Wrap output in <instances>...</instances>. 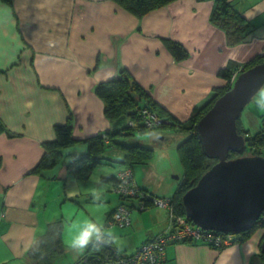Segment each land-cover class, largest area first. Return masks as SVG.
<instances>
[{
    "label": "crops",
    "instance_id": "0c3cea01",
    "mask_svg": "<svg viewBox=\"0 0 264 264\" xmlns=\"http://www.w3.org/2000/svg\"><path fill=\"white\" fill-rule=\"evenodd\" d=\"M213 2L175 0L136 18L112 0H13L12 5L0 0V264H82L97 233L83 250L72 251L71 242L88 222L111 236L121 253H133L147 238L166 230L165 210L153 208L137 216L149 215L150 222L140 224L133 216L128 242L115 244L112 228L106 227L111 225L107 213L115 207L113 187L100 181L114 167H98L90 177L94 186H80L64 164L40 175L30 170L42 155V142L54 139V126L69 115L77 140L72 152L85 150L79 140L112 127L94 89L122 69L172 116L186 120L221 83L219 69L264 54V0H229L252 30L235 46H228L225 33L210 23ZM165 40L179 42L189 56L175 61ZM108 152L122 157L120 151ZM140 172L142 181L136 183L162 194L151 187L153 169L147 166ZM97 204L108 208L105 217H96ZM57 219L62 220L65 253L42 262L30 260L27 252ZM142 228L145 233L136 240ZM261 229L219 248L169 242L159 264H264Z\"/></svg>",
    "mask_w": 264,
    "mask_h": 264
},
{
    "label": "trees",
    "instance_id": "16d2710c",
    "mask_svg": "<svg viewBox=\"0 0 264 264\" xmlns=\"http://www.w3.org/2000/svg\"><path fill=\"white\" fill-rule=\"evenodd\" d=\"M1 1L7 5L13 3V0ZM112 1L136 18H141L175 0ZM209 21L225 33L228 46L242 43L252 31L248 20L233 8L229 0H214ZM165 43L175 61L184 60L189 56V52L179 42L165 40ZM263 62L264 54H257L244 63L228 62L226 66L217 72V78L221 83L215 87L214 93L202 105L194 106L189 118L185 121H180L172 116L168 110L152 99L151 95L127 69H122L115 78L98 83L94 89L97 97L103 102L104 115L112 123V127L94 136L79 140L84 143L85 150L72 152L70 147L77 140L72 135V116L69 115L64 123L54 126V139L42 142V155L30 172L40 175L44 171L64 164L68 175L75 182L82 183L87 182L98 167H114L116 170L113 173L100 175V181L112 184L113 191L119 199V204L107 213L108 222L112 220V214L120 207L127 211L128 223L122 222L119 225L114 222L111 225L129 226L131 224L129 213L132 210L145 212L153 208H163L166 210L168 220L166 230L147 238L138 249L160 236L166 237L171 231L177 229L178 218H185L182 202L184 193L193 187L203 173L217 162L216 158L210 157L204 152L197 132V122L212 107L215 100L231 88L239 73ZM144 111L155 114L159 120L157 124L149 125L146 122ZM166 126L176 127L178 132L186 135V138L177 146L183 172L181 177L178 178L177 187L169 197L156 193L144 184H137L134 179L133 172L141 166H148V161L153 157L154 150L149 146L140 145V143L126 144L115 140L116 137L132 135L133 131H137L139 135L143 136ZM236 126L237 133L244 136L245 145L241 150H230L228 158L243 155L264 157V114L261 116L258 131L251 135L248 129L243 128L240 117L236 121ZM9 135L14 136L15 134ZM109 147H115L122 153L120 160L115 161L116 157L110 155V158L102 156ZM69 149L70 153H65V150ZM126 170L130 171V175L125 180H128L129 187L134 190L133 193H123L117 190L119 184L123 182L119 179L118 174ZM159 201L167 203L161 206L158 204ZM185 223L189 228L196 229L189 219L185 218ZM257 227L264 228L263 218L258 219L249 225L246 230L236 234L235 241L248 239ZM61 232V219L48 223L44 234L36 240L27 252L28 258L32 261L42 262L48 257L52 258L64 254L66 247L61 239ZM186 241L204 243L203 240L195 238L183 240V242ZM169 242L175 241H168L165 247ZM112 243L111 236L101 234L97 240L87 245V249L82 255L84 260L82 262L81 259V263L112 264L117 258L133 255L137 251L129 254L117 252ZM262 257L264 258V254H262ZM155 264H159V262Z\"/></svg>",
    "mask_w": 264,
    "mask_h": 264
},
{
    "label": "water",
    "instance_id": "95a60500",
    "mask_svg": "<svg viewBox=\"0 0 264 264\" xmlns=\"http://www.w3.org/2000/svg\"><path fill=\"white\" fill-rule=\"evenodd\" d=\"M263 85L264 62L239 73L231 88L197 122L201 146L217 162L184 193L182 202L185 216L204 230L238 234L264 212V157L228 158L230 150L245 145L236 121Z\"/></svg>",
    "mask_w": 264,
    "mask_h": 264
},
{
    "label": "rangeland",
    "instance_id": "374dc122",
    "mask_svg": "<svg viewBox=\"0 0 264 264\" xmlns=\"http://www.w3.org/2000/svg\"><path fill=\"white\" fill-rule=\"evenodd\" d=\"M262 90H264V85L251 98V100L247 103V105L243 108L241 116H240V121H241L243 128L248 129L250 132V135L253 134L254 132L258 131V129L260 127V123H261V116L264 114V110H261L257 106V99L259 98V93ZM208 96L209 95L205 96L200 101L201 103H198V106H200L202 104V102L204 103V101L208 98ZM190 114H191V112H190ZM190 114L188 116H186L185 119H188ZM180 121H185V120L183 119ZM185 138H186L185 133L178 132L176 130V127L166 126V127L161 128V129H158V131H153L150 134L149 133L144 134L143 136L139 135V133L137 131H133L132 135L116 137L115 140L122 142V143H126V144L127 143H132V144L133 143H140V145L149 146L154 150L153 151L154 152L153 157L150 159V161H148V166H150L155 173V177L151 179V182H152L151 187H156V188L158 187V190L157 189L156 190L161 191L160 192V193H162L161 195L169 197V196H171V194L174 192L175 188L177 187L178 178L181 177L182 172H183V166L181 164V160L179 157L180 155L178 153L177 146ZM111 150H116L117 152H119L117 148L109 147L102 154V156L104 158H106V157L110 158L108 151H111ZM120 159L121 158H115V161L120 160ZM57 168L58 167L54 168L53 170H55V169L57 170ZM139 168L141 169V168H143V166H141ZM139 168L136 169V172H134V178H135V180L142 181V178L140 177L141 172L139 173V175L137 174ZM129 173L125 176V178H127L129 176ZM174 176H177V178L175 179ZM87 183L90 186H94L92 178H90L87 181ZM87 183L79 182L78 184L80 186H82L81 184H87ZM141 185H143V184L141 183ZM132 191L134 192L133 189H132ZM110 193H111L110 197L113 198L115 201L114 206L118 205L119 199L117 197V194L113 191H111ZM156 193H159V192H156ZM166 203L167 202H165V204ZM103 206H106V205H103V204L94 205V207L97 210V211H95L96 217L99 218L100 216L103 217L105 215L108 208H103ZM161 206H164V205H161ZM91 208L94 210L93 207H91ZM121 209H123V208L118 209L116 212H118ZM116 212H114L112 214V216L114 214H116ZM126 213H127V211H126ZM165 213H166V210H165ZM140 214H143V212L137 211V210H132V212L129 213V215H130L129 217H130V219H132L134 216V219L136 218V221L140 222V224H147L148 222H150L149 217H148L149 215H143L142 217L137 218V216H139ZM166 215H167V213H166ZM263 215H264V213L262 212L259 219H261V217L263 218ZM185 218L188 219L186 216H185ZM185 218H182V217L178 218V220H177L178 226L177 227H179V225H180L179 221L182 222L184 225H186ZM134 224H135V220H132L131 225H129V226L120 227L118 225H109L106 227L112 228L111 230H109V232H110V234L113 235V239H114L115 244L120 245L122 243L128 242V236L130 234H132V227L134 226ZM192 224L196 227V229H199L203 232H207V233H211V234H212V232L213 233H215V232L216 233H230V232H220V231H215V230H204V229L198 227L197 225H195L194 223H192ZM100 225H102V223ZM145 230H146V228H142L141 231H139L136 234L135 239L137 240L139 236L143 235L145 233ZM257 230H262V229L260 227H257V229L253 232V234L256 233ZM99 232H101V231L97 232L96 240L99 237ZM263 241H264V239L262 240L261 245H262ZM209 246L214 247V245H212V244H209ZM75 249L76 248H72L71 250L74 251ZM128 250H127V252H128ZM138 250L139 249H137V251ZM164 252H165V250H164ZM128 253H130V252H128ZM163 258H164V256L162 257V260H163ZM161 261H159V263Z\"/></svg>",
    "mask_w": 264,
    "mask_h": 264
},
{
    "label": "built area",
    "instance_id": "2783aa9c",
    "mask_svg": "<svg viewBox=\"0 0 264 264\" xmlns=\"http://www.w3.org/2000/svg\"><path fill=\"white\" fill-rule=\"evenodd\" d=\"M234 77V76H233ZM232 77V78H233ZM146 113V111H144ZM146 122L149 125H155L158 122L157 116L155 114L147 112L146 115ZM130 171L126 170L122 173L118 174V177L122 183L118 186V191L123 193H133L132 188L128 185V180H125V176ZM130 175V173H129ZM163 202V203H162ZM159 205H165L164 201H159ZM121 208V207H120ZM118 208V209H120ZM117 209V210H118ZM264 213V212H263ZM126 211L124 209L119 210L112 216V220L110 221V224H114V222L118 223L119 225L122 224V222L128 223V219L126 218ZM262 219V217H261ZM264 220V215H263ZM179 227L177 229L171 231L166 237L160 236L159 238L155 239L154 241H150L142 245V247L139 248V250L129 256H123L119 257L112 264H155L162 260V257L164 256V247L165 244L168 241H183L185 239L189 238H195V239H201L206 244H212L214 247L219 248L223 246H228L232 244L235 241L236 234L235 233H207L203 232L199 229H191L188 226L184 225L182 222L179 221ZM100 231V230H99ZM102 233L99 232V236Z\"/></svg>",
    "mask_w": 264,
    "mask_h": 264
},
{
    "label": "clouds",
    "instance_id": "9594fccd",
    "mask_svg": "<svg viewBox=\"0 0 264 264\" xmlns=\"http://www.w3.org/2000/svg\"><path fill=\"white\" fill-rule=\"evenodd\" d=\"M257 106L261 110H264V90L259 93V98L257 99ZM99 229L97 225L93 222H88L83 227V230L77 235L71 242L73 248L83 250L85 246L89 243L90 239L97 233Z\"/></svg>",
    "mask_w": 264,
    "mask_h": 264
}]
</instances>
